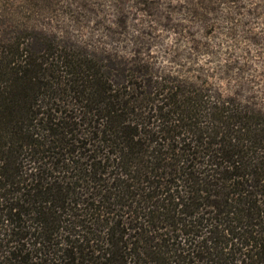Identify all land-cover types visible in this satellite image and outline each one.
Wrapping results in <instances>:
<instances>
[{"label": "trees", "instance_id": "16d2710c", "mask_svg": "<svg viewBox=\"0 0 264 264\" xmlns=\"http://www.w3.org/2000/svg\"><path fill=\"white\" fill-rule=\"evenodd\" d=\"M54 41L0 31V264H264V116L171 86L148 128Z\"/></svg>", "mask_w": 264, "mask_h": 264}, {"label": "rangeland", "instance_id": "374dc122", "mask_svg": "<svg viewBox=\"0 0 264 264\" xmlns=\"http://www.w3.org/2000/svg\"><path fill=\"white\" fill-rule=\"evenodd\" d=\"M0 31L82 54L137 98L146 114L131 118L148 128L171 86L264 116V0H0Z\"/></svg>", "mask_w": 264, "mask_h": 264}]
</instances>
